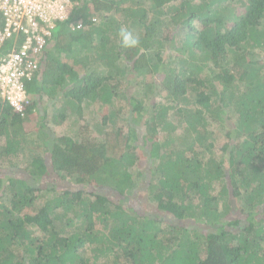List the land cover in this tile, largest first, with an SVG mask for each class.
Returning <instances> with one entry per match:
<instances>
[{"label":"trees","instance_id":"obj_1","mask_svg":"<svg viewBox=\"0 0 264 264\" xmlns=\"http://www.w3.org/2000/svg\"><path fill=\"white\" fill-rule=\"evenodd\" d=\"M72 1L26 113L0 102V264H264V0ZM84 104L101 142L48 128Z\"/></svg>","mask_w":264,"mask_h":264},{"label":"built area","instance_id":"obj_2","mask_svg":"<svg viewBox=\"0 0 264 264\" xmlns=\"http://www.w3.org/2000/svg\"><path fill=\"white\" fill-rule=\"evenodd\" d=\"M73 12L72 0H0V95L16 113L24 115L30 104L26 85L39 70L51 30ZM71 27L84 28L82 23ZM11 39L14 44L6 47Z\"/></svg>","mask_w":264,"mask_h":264},{"label":"rangeland","instance_id":"obj_3","mask_svg":"<svg viewBox=\"0 0 264 264\" xmlns=\"http://www.w3.org/2000/svg\"><path fill=\"white\" fill-rule=\"evenodd\" d=\"M148 7H151V6H148ZM120 18H121V15H114V18L113 19L119 21ZM130 34L131 35H134L133 32L130 33ZM171 46H172V44L170 43L169 44V47H171ZM258 51H264V47L261 48V49H258ZM174 54H176V53L174 52ZM64 58H66V56ZM154 80H158V82L160 83L159 77L158 78L155 77ZM159 83H158V86H159ZM61 97L63 98L62 95L60 96V98ZM164 99H165V95L163 93L161 95H159V93H158V94L150 95L149 96V101L150 102H152V101L156 102L157 101V102L165 103ZM144 101H147L148 102V100H146V99H144ZM0 102L2 103L1 98H0ZM49 102H51V100L48 101V99L45 98V105H48ZM101 108L102 107H100V106L99 107H96L95 105L87 106L86 104H84L82 106V109L79 110V113H81L80 116L78 115L79 118H80L79 121H78V124L79 125H77V126L70 125V123H72L73 121H75L76 118H77V115H76L77 112H76L75 114L70 113L68 116L65 117V120H63L62 122H54V121L48 122V124H47L48 125V128L50 130L55 131L57 134H59L62 130H66L70 126H73L76 130H79L80 127L84 126V128H86V126L89 125L90 130L87 133V137L92 138V139H97V140H99L101 142L102 141V138L100 137L101 135H99L98 133H96L94 131V126H93L95 124L94 122L98 121L99 116L101 115V113H103V110H100ZM122 117L124 118V115H122ZM173 117H175V115L173 113H171V116L169 118H173ZM118 121L120 122V124L122 123L121 122V116H120V118H119ZM52 123L54 125H52ZM34 124L35 123H31L29 125H21V126L18 125V127H23V129L25 131V128H26V130H27V128H29V129L30 128H33L34 127ZM124 128H125V131H126L127 128L125 127V125H124ZM141 129L142 128L140 127L138 134H139V136L142 137V136L145 135V133ZM217 129H218V125L217 124H212V131L213 132H217L218 131ZM240 130L241 129L238 128V127L235 128L234 122H232V124H231V122H229V129L224 127V129L220 131L221 136H219L220 135L219 133H216L215 134L216 137L218 138V140L215 143V148L213 149V151H214L213 156L215 157V160L218 163H220L221 161H225L224 162V166L225 167L227 166V168L229 166L230 153L233 152V149H234V146L233 145H235L236 143L232 144L231 145V148L229 150H227L226 152H224L222 150L223 147L230 145L229 143H232L233 140L235 139L234 138L235 136L232 139H230L228 136H226V133H228L230 131H234L232 133V136H233L234 133H235V135L239 134L240 133ZM176 135L178 137H183V138H182V140H177V143L174 144V147L175 148L180 149V150H186L189 147V145L194 144V145L197 146V148L199 150H203L201 146L197 145V143H196V141L194 139V136L191 135L187 130L179 129L178 132L176 131ZM84 138H86V135L83 137V135L81 134L80 139H84ZM157 139H160L159 138V135L157 136ZM161 139L159 141L160 143H162V140ZM208 142H211V140L209 139ZM140 143L142 144V141H140ZM232 146H233V148H232ZM38 154L39 153H32L31 155L29 154L28 156L21 154L19 156V160H18V162L20 163V167H25L26 166V169L28 167H30L31 166L30 163H31L32 156H35V155H38ZM2 168H3V170H8L7 163H4ZM219 189L220 188L216 189V192H218ZM0 202L2 203L3 202V199H0ZM236 206H237V204L235 205V207ZM226 223H227L226 221L223 222V224H226Z\"/></svg>","mask_w":264,"mask_h":264},{"label":"clouds","instance_id":"obj_4","mask_svg":"<svg viewBox=\"0 0 264 264\" xmlns=\"http://www.w3.org/2000/svg\"><path fill=\"white\" fill-rule=\"evenodd\" d=\"M69 20H70V19H69ZM69 20H68V21H69ZM68 21H67V22H68ZM64 23H66V22H64ZM59 24H61V23H58L57 26H56L54 29L51 30V36H49V39H48V41H47V43H46V46H45V48H44V51L42 52V55H41V61H42V58H43L44 52H45V50L47 49L48 42L51 41V40H52V41L54 40L55 42H57L55 38L57 37V33H58V32H57V28H58ZM71 24H73V23L70 22V23H69V26H71ZM71 28H72V27H71ZM82 29H83V28H82ZM82 29H81V30H82ZM121 34H122V36L124 37V40H125L126 43H130V44H135V43H136L135 40H133V39L130 38V34H129V33H127V32H125L124 30H122ZM39 68H40V67H39ZM38 71H39V70H38ZM38 71H37V72H38ZM37 72H36V73H37ZM0 98H1L2 103H3L4 105H9L11 108H13L9 103H6V102L2 99L1 95H0ZM13 110H14V108H13ZM14 113H16L15 110H14ZM25 113H26V110H25ZM16 114H18V113H16ZM19 115H20V114H19ZM21 116H22V115H21Z\"/></svg>","mask_w":264,"mask_h":264}]
</instances>
